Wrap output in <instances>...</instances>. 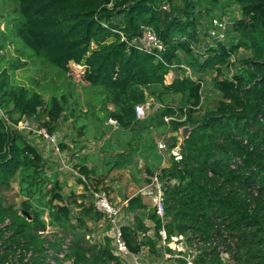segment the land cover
<instances>
[{"label":"trees","instance_id":"trees-1","mask_svg":"<svg viewBox=\"0 0 264 264\" xmlns=\"http://www.w3.org/2000/svg\"><path fill=\"white\" fill-rule=\"evenodd\" d=\"M17 2L19 14L7 20L13 36L64 72L72 62L83 64L84 80L107 91L114 106L108 115L117 119L119 128L130 129L140 120L135 107L147 102L149 95H182L186 106L167 104L158 109L159 121L166 124L164 116L175 115L177 119L171 122L175 130L190 127L181 143V158L173 156L171 165L159 174L164 214L157 212L146 194L127 198L124 210L130 217L121 228L129 250L140 255L148 249L163 257L174 251L170 247L173 237L182 235L188 243L196 237L207 241L219 237L229 259L217 247L203 248L193 258L194 264H264V0ZM165 3L168 10L163 8ZM232 4L240 16L226 24V40L212 37L205 20L212 23L210 18L218 17L215 10L226 14ZM147 27L166 45V62L138 45L137 38ZM202 29L204 36L215 40L204 43L203 53L195 47L201 46ZM242 49L246 54L240 56ZM185 62L199 74L216 72L213 83L221 96L215 108L201 116L203 79L188 74L182 66ZM25 64L0 71V108L5 114L0 115V222L10 218L7 229L12 231L3 243L6 247L4 253L0 251V259L8 258L22 244L42 253L39 232L47 225L29 200L21 203L22 215L3 194L16 179L28 183V190L46 182L43 153L14 124L28 118L37 121L38 128L54 132L68 101L64 94L45 99L38 90L14 84L10 72ZM230 66L238 67L232 77L224 73ZM183 115L185 119H178ZM59 148L65 144L60 143ZM76 166L84 176L78 177L83 193L65 197L58 191L62 188L58 181L50 188L52 201L64 202L54 205L53 220L69 222L71 206L79 207L72 227L80 233L70 246L74 263L131 264L116 253L111 238L86 243L89 222L97 224L106 216L94 203V191L99 190L94 181L99 185L100 179L85 163ZM3 234L0 229V237ZM174 259L187 264L185 257ZM33 264L44 262L33 257Z\"/></svg>","mask_w":264,"mask_h":264},{"label":"rangeland","instance_id":"rangeland-1","mask_svg":"<svg viewBox=\"0 0 264 264\" xmlns=\"http://www.w3.org/2000/svg\"><path fill=\"white\" fill-rule=\"evenodd\" d=\"M18 7L17 0H0V71L10 69L12 65L19 62H25V65L10 72L14 84L38 90L45 99L52 95L61 97L64 94L67 97L65 112L54 131L58 137V146L60 143H64L65 148L57 150L55 145L39 134L38 122L30 120L33 128L26 129L24 132L46 159L44 167L46 182L41 188L32 187L31 190H28L30 187L28 183L16 179L12 181L9 189L3 191V194L13 205L14 210L22 215L21 203L23 200H29L33 209L39 212L42 219L46 221V229L39 232L44 250L41 253L33 248L34 251L27 261L28 264L31 262L33 264V257H40L44 264H75L70 247L64 250L63 256L60 255L59 249L66 243V239L71 238V245H73L74 240L78 238L80 230L73 228L72 224L77 223L75 215L79 207L71 206L73 213L69 222L62 224L53 220L54 205L56 203L64 204V202L52 201L50 188L58 181L62 186L58 191L65 197L71 193L78 195L83 193L84 185L78 182V177L84 176L76 165L85 163L101 181L99 185L94 181V186L99 190L107 189L111 201L121 210L122 221L127 222L130 217V213H126L124 210L127 198L138 193L146 194L148 200L154 205L153 197L147 193H153V188L157 187V183L148 187L152 177L157 175L159 178L162 168L171 165L173 156L180 158L176 153L178 149L175 147L182 143L181 129L175 130L171 123L165 124L159 121L161 117H159V107L171 104L179 108L186 105L182 102L181 94L165 95L163 98L149 95L147 101L149 107L143 119H140L130 129H121L111 125L108 122L110 119L108 111H111L114 106L108 101V93L104 88L91 85L84 80L83 64L72 62L69 71L64 72L37 57L20 39L13 36L7 20L19 14ZM227 8L226 14H223L221 9L215 10L214 13L228 26L235 17L240 16V10L235 4ZM205 25L209 30L212 27L209 19L205 20ZM204 31L202 29L199 34L200 42L198 43L201 46H195L196 50L201 53L204 51V43L215 42L210 35L204 36ZM244 54L246 51L240 50L239 55ZM182 56H185L184 53ZM234 58H238V55ZM237 69L238 67L230 66L224 69V73L226 76L232 77ZM191 72L192 75L202 76L203 79L202 102L198 112V115L201 116L207 110L215 108L221 93L213 83L215 71L208 70L199 74L193 68ZM185 118L183 115L178 119ZM160 142L166 143L167 149H159ZM174 143L177 145L172 147L171 145ZM78 201L80 202L81 199ZM147 223L153 225L151 221H147ZM89 227V234L85 236L88 245L99 241L103 242L106 237L111 238L114 245L113 229L107 217H103L97 224L89 222ZM8 232L10 233V231ZM150 233H153V230ZM172 241L176 242V244L172 242L170 245L174 251L167 252L163 257L145 249L143 253L136 255V260L135 258H126V261L131 264H179L180 261L174 258L184 255L187 264H194L193 258L199 252L192 250L191 243L181 236L173 237ZM41 254H44L43 257ZM223 256L225 259L230 257L228 253ZM15 258L16 254L13 253L12 259L16 262Z\"/></svg>","mask_w":264,"mask_h":264},{"label":"built area","instance_id":"built-area-1","mask_svg":"<svg viewBox=\"0 0 264 264\" xmlns=\"http://www.w3.org/2000/svg\"><path fill=\"white\" fill-rule=\"evenodd\" d=\"M164 9H169V4L165 3L163 5ZM225 26L226 22L221 20L218 17H214L212 19V27L209 30V33L212 37L224 40L226 38V33H225ZM137 43L140 46V48L144 49L145 51H148L150 53H154L156 59L158 61L166 62L165 61V56L164 53L166 51V45L164 42L158 37L156 32L151 29V28H145L143 34L137 38ZM182 66L187 70L188 74H192L191 69L182 64ZM148 103H141L136 105V115L138 119H143L146 116V111L148 110ZM0 115L5 116L3 110L0 108ZM186 117V116H185ZM177 117L175 115H165L164 120L167 124H170L173 120H176ZM111 125H114L118 127V121L117 119L110 117L108 121ZM31 121L28 118H23L17 123L14 124V126L20 130H26V129H32ZM39 134L42 135L47 141L51 142L53 145L56 146L57 150H59L58 146V137L55 132H50L46 127H41L38 129ZM159 149H167V145L164 142H160L158 145ZM178 149L176 152L180 156V150H181V144L179 146L175 147ZM181 158V156H180ZM177 158V159H180ZM64 163V161H63ZM65 167H68V165L64 164ZM157 183V187L153 188L154 191L152 192H147L153 197L154 200V205L157 208V212L160 215L164 214V206H163V191H162V183L159 180L158 176L155 175L152 177V181L149 183L148 187L152 186L153 184ZM94 203H95V208L104 213V215L108 218V220L111 223L112 229H113V237H114V245L116 249V253L119 254L123 258H135L136 260V255L132 253L126 243V240L123 237V231L121 228V225L123 223L122 217H121V210L119 207H117L110 199L109 194L107 193L106 190H97L94 191ZM11 224V219L6 218L3 222H0V229L4 230V234L2 237H0V251L1 253L5 252V245L3 244L4 241L10 237L12 234V231L7 229V226ZM10 231V233L8 232ZM163 237H166L165 231H162ZM183 237L182 235H180ZM225 237H228V234L225 233ZM71 238L66 239V243L62 245V248L59 249V253L61 256L64 255V250L66 248H69L71 245ZM24 244L21 246L17 247L16 251L14 254H16V262L13 261L12 259V254L9 255L8 258L5 259H0V264H23L27 263L28 259L30 258L33 250V247H30L29 249L22 247ZM191 247L194 252H201L203 248H206L207 250H210L212 247H217L218 251L220 252L221 256L223 254H226L229 252L226 250V247L224 243L221 242L219 237H213L210 240H204L200 237H196L192 240L191 242ZM167 253H165L166 255ZM182 257H185L184 255H181ZM224 257V256H223ZM23 259L21 261L20 259ZM57 259V257H56ZM74 260V259H73ZM134 260V261H135ZM129 262V261H128ZM30 264V263H29ZM32 264V262H31ZM50 264V263H46Z\"/></svg>","mask_w":264,"mask_h":264},{"label":"water","instance_id":"water-1","mask_svg":"<svg viewBox=\"0 0 264 264\" xmlns=\"http://www.w3.org/2000/svg\"><path fill=\"white\" fill-rule=\"evenodd\" d=\"M180 129H181V134H182V137H183V140H184V139L187 138L188 135H189L190 127H189V126H183V127H181ZM30 218H31V217H30Z\"/></svg>","mask_w":264,"mask_h":264}]
</instances>
